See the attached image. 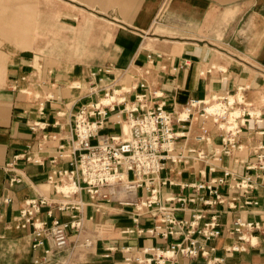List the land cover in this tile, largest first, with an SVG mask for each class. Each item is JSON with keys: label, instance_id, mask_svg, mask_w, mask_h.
Here are the masks:
<instances>
[{"label": "crops", "instance_id": "obj_1", "mask_svg": "<svg viewBox=\"0 0 264 264\" xmlns=\"http://www.w3.org/2000/svg\"><path fill=\"white\" fill-rule=\"evenodd\" d=\"M37 1L44 11L38 9L35 48L9 43L0 49V264H125V248H131L133 257L138 249L168 250L188 240L195 241L198 254L179 256L177 264H264V170L249 169L257 166L258 155L264 156V0ZM104 79H114L118 91L131 88L123 94L128 104L145 94V109L162 104L168 112H180L191 99L204 101L241 90L244 103L250 104L247 112L260 115V122L245 118L234 138L240 149L228 155H217L221 131L210 122V141L205 143L195 139L200 120L174 124L179 135L171 155L182 153L186 162H165L158 175L164 182L158 200L176 221L202 216L190 235L188 227L180 232L175 227L181 233L176 236L147 234L159 218L155 206L136 213L118 202L90 200L85 193L63 200L47 182L51 172L70 169V162L77 161L75 155L51 164L57 143L69 146L74 113L99 100ZM143 82L147 87L138 88ZM119 110L122 106L109 112L97 138L119 134L126 118ZM36 123L40 129L33 132ZM42 135L58 140L38 152ZM97 138L90 143L95 145ZM28 154L38 163L15 158ZM221 178L222 185H213L220 201L192 186ZM246 178L254 185L251 191L233 188ZM147 195L139 189L133 200ZM41 197L46 203L34 218L48 223L69 222L76 213L60 211L57 203L74 204L79 197L85 204L80 235L68 230L67 246L49 254L44 251L47 242L33 249L31 225L20 229L16 221L26 200ZM192 197L194 202L185 204L166 200ZM212 217L220 235L205 241L199 230ZM253 222L263 226L237 232L238 223ZM88 240L92 244L86 249Z\"/></svg>", "mask_w": 264, "mask_h": 264}, {"label": "built area", "instance_id": "obj_2", "mask_svg": "<svg viewBox=\"0 0 264 264\" xmlns=\"http://www.w3.org/2000/svg\"><path fill=\"white\" fill-rule=\"evenodd\" d=\"M107 73H109L107 71ZM105 80V85L102 88L101 97L97 102L86 103L81 106L73 116V124L71 126V137L69 146L57 143V153L51 164L55 165L57 159L70 158L77 155L76 162H70V169H56L50 173L47 182L52 185L53 190L59 193L63 200H69L71 196H79L81 193L88 195L90 200H105L108 202H118L125 206L133 207L136 213L142 212L144 209L155 208L158 215V220L152 228L146 231L152 236L161 238L167 236H176L178 232L173 229L176 227L179 232L182 228L188 227L187 235L192 233L196 221L202 216L193 215V221L175 220L168 208L161 207L158 196L161 191V186L164 182H159L158 175L164 168L167 160L185 161L184 154H176L172 156L174 151L175 139L178 133L174 132V124H188L192 121L200 120V133L195 138L198 142H209L208 125L210 122L216 126L220 132L221 150L217 155H228L229 151L240 149V146L235 145V136L240 132L241 126L246 122L245 118H254L259 121V114L255 112H247L250 104H245L241 90H237L234 95L224 94L218 97L213 96L204 101L191 99L185 106L177 112H168L164 110L162 104L155 108H144L142 105L145 99V94L134 96L131 103L126 102L123 94H128L130 89L120 88L119 91L114 89L115 83L113 80ZM101 81V80H100ZM147 85L145 82L139 84L138 88L144 89ZM107 101V103H103ZM116 106H122V110L117 113H125L126 118L124 126L127 129L121 128L119 134L97 138V132L100 126L103 125L104 119L109 112H113ZM237 113V114H235ZM235 115V116H234ZM233 116V117H232ZM119 122V121H118ZM33 132L40 129L38 123L33 124L30 128ZM96 139L95 145L91 144V139ZM56 135H42L37 142V151L40 152L47 143L57 141ZM189 151L188 153H191ZM198 158H202L197 154ZM27 162L38 163L31 155H22L15 157ZM264 156H257V166H251L249 169L257 168L264 170L262 164ZM13 164L8 166L10 170ZM230 176L225 172V177ZM12 182H19V179L13 178ZM72 181L73 187L70 192H64L61 187ZM223 179L209 181L207 184L192 185L196 190H208L209 193L215 195L217 201L219 197L216 195V190L213 185H222ZM234 189H240L244 193H248L254 188L249 178L240 180L234 184ZM143 190L148 195L143 200L135 201L137 190ZM168 201H176L181 204L194 202V198L188 200L184 198H169ZM5 203H9L10 199L5 198ZM46 201L43 197L39 200L28 199L23 204V207L17 217V228L25 229L27 225H31L30 236L32 237L33 249L41 248L47 242L45 253L49 254L58 249H63L68 244L67 231H73L75 235H80L82 230L83 219L81 217V209L85 205L78 197L74 204L67 202L57 203L60 211L74 210L70 216L69 222H60L53 220L39 221L34 218L35 214L40 212V208ZM48 216H51L48 212ZM167 224L168 227H163ZM263 224L259 223H238V229L244 230H260ZM205 241L216 238L220 235L219 225L212 217L211 220L204 224L199 230ZM186 241V240H185ZM91 241H86L84 247H91ZM199 248L195 246V241H184L176 245H171L168 250L159 248L138 249L139 254L131 256V248H125L123 263L131 264H165L166 261H175L177 257L194 258L198 254ZM149 255L148 258L144 256ZM37 263V261H35Z\"/></svg>", "mask_w": 264, "mask_h": 264}, {"label": "rangeland", "instance_id": "obj_3", "mask_svg": "<svg viewBox=\"0 0 264 264\" xmlns=\"http://www.w3.org/2000/svg\"><path fill=\"white\" fill-rule=\"evenodd\" d=\"M38 9L44 11L37 0H0V49L6 50L9 43L17 44L19 49L35 48L39 41V34H35L39 26ZM123 128L127 132L124 125Z\"/></svg>", "mask_w": 264, "mask_h": 264}, {"label": "bare ground", "instance_id": "obj_4", "mask_svg": "<svg viewBox=\"0 0 264 264\" xmlns=\"http://www.w3.org/2000/svg\"><path fill=\"white\" fill-rule=\"evenodd\" d=\"M103 103H107V101H103ZM237 114V113H235ZM235 116V115H234ZM233 117V116H232ZM73 187L72 181L70 183L66 182L60 190L64 191V192H70L71 188Z\"/></svg>", "mask_w": 264, "mask_h": 264}]
</instances>
